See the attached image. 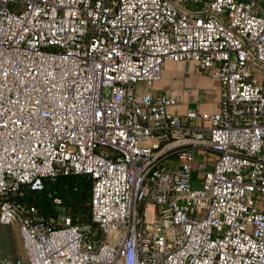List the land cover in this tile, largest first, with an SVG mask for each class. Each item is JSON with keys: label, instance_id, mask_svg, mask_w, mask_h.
Here are the masks:
<instances>
[{"label": "built area", "instance_id": "built-area-1", "mask_svg": "<svg viewBox=\"0 0 264 264\" xmlns=\"http://www.w3.org/2000/svg\"><path fill=\"white\" fill-rule=\"evenodd\" d=\"M169 60L217 77L218 109L137 87ZM72 173L92 179L89 221L15 197ZM13 222L12 264H264V0H0Z\"/></svg>", "mask_w": 264, "mask_h": 264}, {"label": "trees", "instance_id": "trees-1", "mask_svg": "<svg viewBox=\"0 0 264 264\" xmlns=\"http://www.w3.org/2000/svg\"><path fill=\"white\" fill-rule=\"evenodd\" d=\"M91 191L92 179L88 174L72 173L43 178L41 185L23 184L15 197L35 204L48 219L58 217L65 210L74 221L86 222L91 219Z\"/></svg>", "mask_w": 264, "mask_h": 264}, {"label": "crops", "instance_id": "crops-1", "mask_svg": "<svg viewBox=\"0 0 264 264\" xmlns=\"http://www.w3.org/2000/svg\"><path fill=\"white\" fill-rule=\"evenodd\" d=\"M162 77L153 83L152 92L166 91L180 94L182 101L173 107L175 112H185L189 106L202 111L218 109L221 83L207 69L194 60L167 62ZM192 88L191 92H187Z\"/></svg>", "mask_w": 264, "mask_h": 264}, {"label": "rangeland", "instance_id": "rangeland-1", "mask_svg": "<svg viewBox=\"0 0 264 264\" xmlns=\"http://www.w3.org/2000/svg\"><path fill=\"white\" fill-rule=\"evenodd\" d=\"M153 85L154 84H149L146 81H139L137 87L142 92H145V91H151ZM37 185H41V184H37ZM64 213L65 210L62 211L58 217H53L55 224L61 223L62 221L61 215H63ZM20 249H21V240L19 235L18 224L16 222H13L11 224L0 225V256H1L0 264H12L14 257L18 254Z\"/></svg>", "mask_w": 264, "mask_h": 264}, {"label": "water", "instance_id": "water-1", "mask_svg": "<svg viewBox=\"0 0 264 264\" xmlns=\"http://www.w3.org/2000/svg\"><path fill=\"white\" fill-rule=\"evenodd\" d=\"M38 182H39V184H41L42 183V179L41 178L38 179ZM35 185H37V184H35Z\"/></svg>", "mask_w": 264, "mask_h": 264}]
</instances>
